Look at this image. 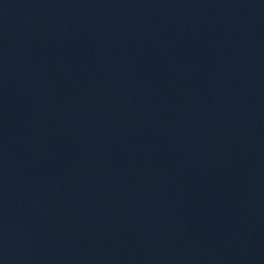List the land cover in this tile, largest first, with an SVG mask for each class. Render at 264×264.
I'll return each mask as SVG.
<instances>
[{
    "label": "water",
    "instance_id": "obj_1",
    "mask_svg": "<svg viewBox=\"0 0 264 264\" xmlns=\"http://www.w3.org/2000/svg\"><path fill=\"white\" fill-rule=\"evenodd\" d=\"M0 264H264V0H0Z\"/></svg>",
    "mask_w": 264,
    "mask_h": 264
}]
</instances>
